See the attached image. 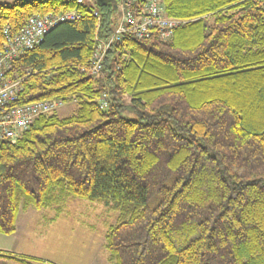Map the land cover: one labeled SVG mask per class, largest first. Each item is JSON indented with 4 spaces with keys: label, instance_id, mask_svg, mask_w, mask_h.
<instances>
[{
    "label": "trees",
    "instance_id": "trees-1",
    "mask_svg": "<svg viewBox=\"0 0 264 264\" xmlns=\"http://www.w3.org/2000/svg\"><path fill=\"white\" fill-rule=\"evenodd\" d=\"M162 2L186 22L166 39L124 34L96 76L94 35L112 31L113 4L0 3L10 33L31 15L82 14L9 70L24 76L19 103L77 108L41 114L0 143L1 234L14 233L20 210L74 196L117 213L104 241L112 264H264V0ZM125 96L136 118L121 116ZM0 264L42 263L0 251Z\"/></svg>",
    "mask_w": 264,
    "mask_h": 264
},
{
    "label": "built area",
    "instance_id": "built-area-1",
    "mask_svg": "<svg viewBox=\"0 0 264 264\" xmlns=\"http://www.w3.org/2000/svg\"><path fill=\"white\" fill-rule=\"evenodd\" d=\"M76 2L80 4L83 0ZM117 11L119 15L107 37L102 38L95 32L88 66V72L93 76L101 71L108 48L124 34L130 33L141 38L156 33L160 38L166 39L178 26L186 22L184 19L166 15L162 0H116ZM91 14L96 19L100 17L96 9L92 10ZM81 15L77 8L46 12L28 17L17 32L10 33L7 24L0 29V143H14L39 115L55 111L63 104L61 99L19 103L18 96L22 90L24 76L9 74L13 60L38 45L43 36L58 23L76 21ZM28 73L29 70L26 71V74ZM105 97L103 94L101 107L107 106Z\"/></svg>",
    "mask_w": 264,
    "mask_h": 264
},
{
    "label": "rangeland",
    "instance_id": "rangeland-1",
    "mask_svg": "<svg viewBox=\"0 0 264 264\" xmlns=\"http://www.w3.org/2000/svg\"><path fill=\"white\" fill-rule=\"evenodd\" d=\"M13 1L0 0V3ZM83 1L93 4L96 0ZM116 13L118 17V11ZM124 102L121 116L136 118L128 96L124 97ZM76 108V101H63L55 112L64 117L74 113ZM116 215L104 202L74 196L54 206L40 209L29 206L19 211L14 233H0V251L39 258L42 264H112L104 241Z\"/></svg>",
    "mask_w": 264,
    "mask_h": 264
},
{
    "label": "water",
    "instance_id": "water-1",
    "mask_svg": "<svg viewBox=\"0 0 264 264\" xmlns=\"http://www.w3.org/2000/svg\"><path fill=\"white\" fill-rule=\"evenodd\" d=\"M97 4H106V3H111L113 4V7L116 8V0H96Z\"/></svg>",
    "mask_w": 264,
    "mask_h": 264
},
{
    "label": "crops",
    "instance_id": "crops-1",
    "mask_svg": "<svg viewBox=\"0 0 264 264\" xmlns=\"http://www.w3.org/2000/svg\"><path fill=\"white\" fill-rule=\"evenodd\" d=\"M3 250H5V249H3ZM7 251V250H6ZM16 252V251H15ZM22 254V253H21Z\"/></svg>",
    "mask_w": 264,
    "mask_h": 264
}]
</instances>
